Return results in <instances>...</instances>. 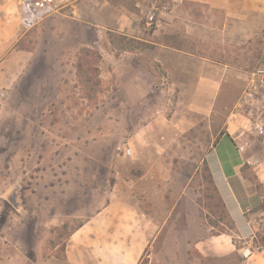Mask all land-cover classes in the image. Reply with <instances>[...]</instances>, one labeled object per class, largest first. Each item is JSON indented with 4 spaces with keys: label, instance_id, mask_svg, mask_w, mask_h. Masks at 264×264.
<instances>
[{
    "label": "crops",
    "instance_id": "obj_1",
    "mask_svg": "<svg viewBox=\"0 0 264 264\" xmlns=\"http://www.w3.org/2000/svg\"><path fill=\"white\" fill-rule=\"evenodd\" d=\"M24 1L0 0V92L6 95L21 82L31 85L29 78L53 75L52 61L73 60L75 52H65L64 45L78 51L110 33L148 47L147 53L119 56L126 88L134 82L137 91L150 89V78L161 72L167 91L175 94L165 104H191L196 115L213 117L223 111L217 104L234 101L264 56V0H167L169 8L159 13L152 33L138 32L152 0H37L53 11L38 22L39 36L22 24ZM85 31L87 37H81ZM107 57L117 61L113 54ZM56 75L63 76V69ZM229 114L216 127L201 164L231 229L209 234L207 225L193 221L191 178L176 175L161 182L159 166L149 164L134 179L121 176L98 208L78 216L84 219L66 238L65 263L264 264V250L252 236L264 212L259 209L264 168L251 152L260 137L250 134L255 121L244 124V113L232 121ZM54 185L59 181L46 187Z\"/></svg>",
    "mask_w": 264,
    "mask_h": 264
},
{
    "label": "rangeland",
    "instance_id": "obj_2",
    "mask_svg": "<svg viewBox=\"0 0 264 264\" xmlns=\"http://www.w3.org/2000/svg\"><path fill=\"white\" fill-rule=\"evenodd\" d=\"M37 27L29 33L39 36ZM96 38L78 51L64 45L65 52H75L73 60L52 61L53 75L29 78L31 85L21 82L0 101V264H66L65 241L84 219L78 216L98 208L121 176L134 179L149 164L159 166L161 182L191 178L193 221L207 225L209 234L229 228L201 159L245 86L232 103L217 104L223 111L213 117L196 115L191 104H165L175 94L161 72L150 78V89L137 91L134 82L125 87L119 56L147 53L145 44L110 33ZM110 54L116 62L106 60ZM263 63L264 56L256 68ZM61 68L63 76H57ZM262 106L259 112L247 106L240 120L264 123ZM175 134L183 136L170 139ZM261 137L251 152L264 168ZM55 181L58 186L46 187ZM260 216L264 220V212ZM255 247L264 250L261 232Z\"/></svg>",
    "mask_w": 264,
    "mask_h": 264
},
{
    "label": "built area",
    "instance_id": "obj_3",
    "mask_svg": "<svg viewBox=\"0 0 264 264\" xmlns=\"http://www.w3.org/2000/svg\"><path fill=\"white\" fill-rule=\"evenodd\" d=\"M168 8L169 5L167 0H152L148 9L142 14L138 32H154L158 27L159 13L168 10ZM51 11L52 9L46 1L25 0L22 3V24L25 28L31 29L38 24L41 19L48 16ZM4 97L5 94L0 92V101L4 99ZM262 104H264V63L249 73V78L246 81L244 90L229 114L230 119L235 121L242 116L246 106L255 107L256 111L259 112L263 107ZM250 134L256 137L264 135V123L262 120H255ZM259 232L264 234V220L261 218L255 231L252 232L253 238H256ZM256 248L259 249V247ZM248 254L249 250L245 249L243 255L246 256Z\"/></svg>",
    "mask_w": 264,
    "mask_h": 264
},
{
    "label": "trees",
    "instance_id": "obj_4",
    "mask_svg": "<svg viewBox=\"0 0 264 264\" xmlns=\"http://www.w3.org/2000/svg\"><path fill=\"white\" fill-rule=\"evenodd\" d=\"M204 169H205V171L207 172V174H208V171H207V168L204 166ZM208 177H209V174H208ZM209 183H210V185H211V180H210V177H209ZM212 186V185H211ZM212 189H213V191H214V188L212 187ZM214 193H215V191H214ZM217 196V195H216ZM219 199V198H218ZM219 202H220V200H219ZM220 204H221V202H220ZM263 204H264V202H263ZM263 204H262V206L259 208V209H263ZM224 211V210H223ZM224 213H225V211H224ZM226 215V214H225ZM229 221V220H228ZM229 229H231V223L229 222ZM145 260H143L142 262H141V264H143V262H144Z\"/></svg>",
    "mask_w": 264,
    "mask_h": 264
}]
</instances>
